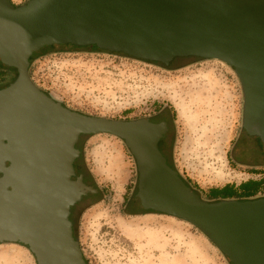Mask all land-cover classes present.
Wrapping results in <instances>:
<instances>
[{
  "label": "water",
  "instance_id": "1",
  "mask_svg": "<svg viewBox=\"0 0 264 264\" xmlns=\"http://www.w3.org/2000/svg\"><path fill=\"white\" fill-rule=\"evenodd\" d=\"M49 48L96 50L169 68L175 59L228 66L242 92L241 129L264 158V0H0V244L28 250L35 264H87L70 211L97 188L77 176L82 136L121 140L137 170L144 212L198 230L229 264H264V196L204 200L163 156L165 122L123 121L72 111L31 80Z\"/></svg>",
  "mask_w": 264,
  "mask_h": 264
},
{
  "label": "rangeland",
  "instance_id": "2",
  "mask_svg": "<svg viewBox=\"0 0 264 264\" xmlns=\"http://www.w3.org/2000/svg\"><path fill=\"white\" fill-rule=\"evenodd\" d=\"M15 77L3 73L0 81ZM30 77L68 109L89 116L133 121L168 108L172 133L163 156L204 200L211 188L264 180V158L256 151L245 155L238 142L242 92L223 63L179 58L164 68L92 49L49 48L34 57ZM77 147L75 163L100 190L71 221L88 264H229L191 225L133 205L137 170L121 140L87 135ZM85 203L82 198L74 207ZM0 264L35 261L21 246L0 244Z\"/></svg>",
  "mask_w": 264,
  "mask_h": 264
},
{
  "label": "flooded vegetation",
  "instance_id": "3",
  "mask_svg": "<svg viewBox=\"0 0 264 264\" xmlns=\"http://www.w3.org/2000/svg\"><path fill=\"white\" fill-rule=\"evenodd\" d=\"M195 60H197V59H195ZM202 61V60H201ZM1 67V66H0ZM1 69V68H0ZM6 69V68H5ZM4 70V69H3ZM2 70V71H3ZM5 71V70H4ZM15 71H12V70H8V69H6V72H4L6 75H8V74H13ZM14 81V78H11L10 79V81L7 83H4V81H0V88H3V87H6V86H8L9 84H11L12 82ZM167 113H168V108H162L160 111H158V112H155L154 114H153V116H151L149 119L150 120H152V121H158V122H161V121H163V122H165L166 124H167V126H168V133L163 137V140L160 142V144H159V149L160 150H162L163 148H164V146H166V145H168L169 143H170V141H171V133H172V130H171V133H170V128H169V126H170V121H169V116L167 115ZM171 127V126H170ZM170 134V135H169ZM238 142L241 144V146L243 147V151H244V153H245V155H251V153H255V151L257 152V153H260V151H261V149H262V145H261V143H260V141L259 140H254V139H252V138H248L246 135H245V133L243 132L240 136H239V138H238ZM245 145H248L247 146V148L245 147ZM248 147H250L249 149H248ZM74 167H75V173H76V175L77 176H79V175H82L83 176V180H84V182L87 184V185H89V186H93V187H95V188H97L94 184H91V183H89V181H88V174L85 172V170L82 168V166L79 164V163H75V165H74ZM97 190H98V193H97V195H95V196H89V197H87V198H85V200H86V203L84 204V206H82L81 208H78V209H75V207H74V209L75 210H71L70 211V220L73 222L74 221V219L77 217L78 218V216L80 215V214H82V211L83 210H85L86 208H89L90 206H92L93 205V199H95V198H97L99 195H100V190L97 188ZM136 200V199H135ZM134 206L136 205V206H138L139 207V201L138 200H136V201H134V204H133ZM144 212V211H143ZM145 213V212H144ZM73 233H74V231H73Z\"/></svg>",
  "mask_w": 264,
  "mask_h": 264
},
{
  "label": "trees",
  "instance_id": "4",
  "mask_svg": "<svg viewBox=\"0 0 264 264\" xmlns=\"http://www.w3.org/2000/svg\"><path fill=\"white\" fill-rule=\"evenodd\" d=\"M116 55H119V54H116ZM144 63L155 64V63H149V62H144ZM156 65H160V64H156ZM160 66L164 67L163 65H160ZM0 68H1L0 69V76H2V74L4 72H6V69L3 67H0ZM164 68H166V67H164ZM185 183L188 186H190L189 183H187V182H185ZM190 187L196 193H198L194 187H192V186H190ZM261 192H264V180L248 181V182H245L243 184H240L237 187L234 185H226L222 188H211L208 190V192L206 194V198L208 201H219V200H224V199H227V200H229V199L245 200V199H250V198H257ZM147 213H152V212H145V214H147Z\"/></svg>",
  "mask_w": 264,
  "mask_h": 264
}]
</instances>
